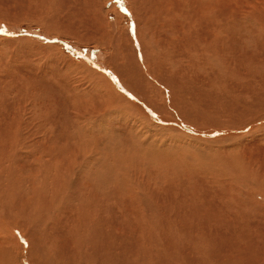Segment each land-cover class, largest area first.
I'll use <instances>...</instances> for the list:
<instances>
[{"label": "bare ground", "instance_id": "obj_1", "mask_svg": "<svg viewBox=\"0 0 264 264\" xmlns=\"http://www.w3.org/2000/svg\"><path fill=\"white\" fill-rule=\"evenodd\" d=\"M14 1H16V0H14ZM84 1H86V0H84ZM97 1L102 2V0H96V2ZM106 1H107L106 3L109 4L111 11H113L116 16H118V17H125L126 16L127 20L123 19V21L124 20L130 21L128 29H126L130 32L128 35H125V34L124 35L127 36V37H125L126 39L127 38L129 39V42L131 44L130 45L131 49H129V47H128V49H125V46L122 45L123 43L120 44V42H121L120 40H119V42H116V43H118L116 45V47L119 50L115 46H113V50L117 49L118 51H121L122 49H120V48L122 45L123 49L126 51L125 52L126 54L122 53L123 50L121 51V54L124 57V58L121 57L122 62H119V63L115 62L117 64L115 66L114 65L112 66L111 63H113V62H111L110 63L111 66L107 67L108 70H110L109 72H107V74L103 72L105 68L102 67V65L105 66V64H106L105 62H102V63L100 62L101 65L100 66L98 65V67L101 68L102 72H101V70H97L96 68L90 66L91 64L88 65L89 63L88 64L83 63L82 67H84L86 70L90 71L91 74L92 73L95 74V77H98L100 83L102 82L101 86H102V84L105 85V88L108 90L109 94L113 97V100L115 102L118 101L119 106H120V103H119L120 100L125 101V103L127 102L128 106H126L127 104H121L123 109H126V108H127V110L130 109L129 112L127 111L128 117L123 113L125 115L124 116L125 118L128 119L129 116H132V119H133V116H134V119H135V116H137V115H134V114H138V116L140 115L141 117H143V118H141L139 116L141 119L147 120V122L145 121L146 124H144L143 123L144 121L141 120L142 122H140V120H139L140 118L137 117L139 119H136V120L141 123L140 124L141 128L137 129L138 133L140 132V134L137 133V136L139 135L138 138L136 135H133L134 134L133 130L135 131V128H138L139 125L136 127H132V124H130V126L133 129V130H131V133H130V128H129V131L126 128L127 132L132 134L131 136H133V137L136 136V138H137L136 142L141 137V134H143L142 132H144V133L147 132L145 134L149 133V135H150V132H155V133L151 134L152 138L150 137V139H152L151 142H154V143H152V144H154L152 146L155 147V145L157 146V143L159 142L158 139L162 138L161 136H159V138H157L158 142L156 143V141H155L156 136L159 134L162 135V133L164 131L163 129H165V131L169 129V130H174L176 132V131H178V129L180 127L185 133H188L192 137L197 138V140L204 139L205 136H207L206 138H208V136H210L214 133L215 134L219 133V135H220V133H221L220 131H223L224 134L231 133V135L234 136V137H231V135H229V136L227 135L228 137H231L230 142H232V139L234 140V142L235 141L236 142L235 143L232 142L231 144H228L230 142H227L228 141L227 140L226 141L227 142L226 144H228V146H227L228 148H227L226 144L221 146V142H220L222 139L221 135H220V137H219V135H216V138L214 136H211V137H214L216 139V142L219 141L216 143V145L218 143H220V146L218 145V148L215 149L214 152H211L209 150L207 151V149L211 147V142L209 143L210 147L208 146V144L205 143L207 145L206 151L211 152V153L204 154L202 160H200V157H198L197 159L194 160L195 163L190 165V167H189L190 171L189 172L194 173V172H198V171L202 170L204 173L202 174L203 176L201 175L202 179L200 178L201 179L200 182L196 183V182H194V181H196L195 177L194 178L190 177V179L191 180L193 179V181H191V183L186 182V184H182L184 187H182L180 189V199L178 198L180 200V202L188 203L189 201H191L192 205H197L196 212L191 213V214L188 213L189 218L187 220H189L188 221L189 223L185 222L182 225V223L180 222L181 223L180 224V230L176 229V230L180 231V233H179L180 236L182 235L185 237L186 236L189 237V239L188 238L184 239L185 237L184 238L182 237L180 239L181 241H185V243L179 242V240L175 241L173 239V238L178 239L180 237L177 233L176 234L179 236V237L177 236L178 238L172 237V235L174 236V234H172V233H174V231H176V230H174V231L172 230V233H171V229H169L170 227L168 228L169 230H167V228L164 226H161V227H164V229L161 228L158 224V223H160L158 220L159 218L154 219L153 216H150L151 219L148 220L149 215L146 216L147 218H145L142 215V214H144L143 213L144 211H147L150 213V211L152 210V206L150 203L153 200H150L148 198L145 199L144 197L146 194L143 195V194L139 193V191L137 192L136 190L134 192H131L130 196L132 197V200L129 201L127 199L126 201H123V204H124L125 208L127 209L125 212L126 214L125 213L124 214L126 215L127 220H129L133 217L134 218H140L141 216H143L144 219L148 220L147 222H149L148 225H150V226H147V224H145V225L143 224L144 225V226L142 225L143 226V228H142L143 232H139V234H136V232H138V231H136L135 227H132L131 229L126 228L128 231L122 237L121 236L119 237L118 232H119L120 227L115 226L116 221L113 220V218H110V219L107 218L105 220L106 222H104L103 209L105 207H103L101 203H102V201L106 200L104 198V192L103 191L106 192V191H108V189L103 187V180L101 178L102 174H101L100 170L97 168V165L101 164V161L104 157L108 158V155L105 156L106 150L104 151V149H105L104 144H103L104 147L102 149H101L102 146L101 147H99V145L94 146V143H96V142H98V140H100V139L97 140L96 137H95L96 141L94 140L95 141L94 143H93L94 138L91 137L92 142H89V144H91V145L88 144L91 147L87 146V143H85L86 145L83 146L84 140L81 139L83 141V142L81 141L82 146L78 147V145H81L80 143L77 144V146L75 145L77 147L75 150H74V148L72 151L69 150V152H65V151L62 152L61 150H59L57 154H43L42 151H41L42 153L39 151L41 154H37V153L33 154V156H32L34 158L33 160L31 159V157L29 155H27V157H25V155H24L25 158H19L20 155L18 154V151H17V148L19 145L16 143V140H17V138H15L16 136L13 138L10 137L11 139L7 138L5 141L2 142V143H4L3 145L0 142V167L3 168L5 175H10V176L4 177V178H6V179L8 177L12 178L11 183L13 182L12 183L13 186H14V184H17L18 182L22 183V181H23V184L25 186L30 187L31 185H33V183L35 184L36 180H37V183L41 182L42 179H46L44 177L45 174L48 175V173L52 172V174L53 173L54 174L51 177L49 176L47 179H49V182H51L55 186H57V188L60 192V194L56 193L57 195L60 196L59 199H57L56 201L54 199L49 201L47 199V197H44L45 193H44V195L43 194L39 195L40 191L37 192L38 193L37 197H34L33 196L34 194L33 195L30 194L27 198L21 199V204L19 205V207H16V208H20V209H18L19 215L21 214L20 212H22L24 215L26 212L25 211L26 209H29V210H27V212L30 211L29 213L34 214V212L32 211V207H34V206L36 208L40 207V209L38 210V213L35 212L34 219H39L40 221L42 220L43 221L42 225H44L47 222L45 221L44 217H43V219H41V216L43 215V213L41 214V212L46 211V209H47V211L50 210V212H51V210H53L55 212L59 211V213L62 216L61 217L62 219H63V217H65V215L68 212L70 213L71 211H74L73 213H75V211H77L80 214L79 221H81L80 223H84V224H80V223L78 224V222H79L78 221L77 225L74 224L75 225L74 227H70V235L71 236H68V237H70L69 241H72L73 243L78 245V250H79L80 254L78 253L79 255L76 259H74L73 257H71V258L67 257V256H71V255L64 256L63 258H61L60 256H55L54 261H53V259L52 260L49 259L50 261L55 262V264H121L122 262H124L122 264H172V263L173 264H201L197 261V259H199L201 257L202 261L204 262L203 259H205L204 255L206 253L204 255H202L200 253L202 255L201 256V255H198L199 253L196 252V250H195L194 252L198 253L197 256L198 257L200 256V257L198 258L197 256H194L196 254L192 255V257H191V251H193L194 250L193 248H195L199 245L200 246L205 245L206 252H207L206 256L212 258L214 260L215 264H244V262L247 261L248 259H250V260L252 258L255 259V257L256 258L260 257V260L264 259V227H263V229H261V228H259L260 226L257 225L259 222V221H257L258 216H255V217H257L255 221L253 219L249 220L248 215L243 213L238 207L232 208V207H235V203H234L235 198L238 197V194L240 192H242L241 191L242 190L241 185L243 184L244 181L243 182H241V181L237 182L235 174H233V172H235V171H233V170L231 171V169H234V170L238 169V165H240L239 167L242 169L244 167H246L247 172L249 170L252 171L253 169L258 170L256 172L257 174L251 172V175L256 174L257 176L259 175L262 177L264 174V137H261L262 134H257V133H260V131H262V130H259V132H255L256 135H258V137H252V135H254L253 131H255V130L258 131V129H260V128L263 129V133H264V77L263 76L258 77L256 75H254L257 70L255 71L256 68L254 67L255 73H253L254 71H253V69H251L253 66L251 68L250 67L247 68V66L245 67L244 64L243 65L242 64H239V65L236 64L238 62L235 63L234 60L240 61V58L236 57L237 52H235V50L232 51V49L230 47L231 44L235 43V41H236L235 38L238 39L241 36V34H240L239 36L232 38V34H233L234 30L237 29L240 31L241 27L245 26V25L247 28L248 22H250L252 24L257 23L260 28L259 29L255 28V29L256 30L258 29L257 32L259 34H257V36L255 35L256 37H254L255 39H253L252 41L254 42V45H258V46L261 45L262 46V47L257 46V48L263 49L262 52H260V51L259 52L264 57V41H263V39H264V0H124L125 2L124 1L123 2L127 6L126 14L120 13L119 10L117 9L116 5L112 2V0H106ZM137 1L139 4L137 3ZM28 2L32 3L31 1H28ZM69 2H70V0H69ZM92 2L94 5L97 6V4L94 3L95 0H92ZM133 2H134V5H136V3H137L138 7L136 5V8H135V6L133 5ZM73 3H75V2L73 1ZM80 3H81V1H80ZM36 4H38V3H35V5ZM50 4H51V2H50ZM54 4H55V2H54ZM54 4H53V6H55ZM56 4L58 5V3H56ZM19 5H20V3H19ZM78 5H79V3H78ZM89 5H90V3H89ZM50 6H52V5H50ZM59 6H57V7H59ZM89 7H92V6H89ZM37 8H39V6H37ZM59 8H61V6ZM27 9H29V8H27ZM29 10L31 11V8ZM104 10H105V8H104ZM23 12H24V10H23ZM91 12L92 11H90V14L92 16L93 15L95 16V18H93L94 21L97 20L96 19L97 16L98 17L101 16V13H99V14L96 13L97 12L96 10H94L93 12L96 13L97 16ZM5 13H6V11H5ZM72 13H71V15H73L75 12L73 14ZM23 14L25 15V13H23ZM37 14H39V13H37ZM56 15H57V13H56ZM59 16H60V14H59ZM59 16L57 15L56 17H59ZM69 16H67V17L69 18ZM84 16L85 15H83V17ZM8 19H9V17H8ZM116 19H119V18L116 17ZM98 20H100V19H98ZM115 21H117V20H115ZM101 22L102 21H100V24H103V22L102 23ZM79 24H81V23H79ZM95 24H96V22H95ZM116 24L118 26H120L117 22H116ZM93 26H94V24H93ZM104 26H102L100 28L102 29ZM91 27H87V28H91ZM97 28L98 27H96L95 30H97ZM105 28H107V27H105ZM115 28H117V27H115ZM66 29H69V28L65 27V30ZM118 29H119V27H118ZM121 29H122V27L120 26L119 31ZM140 29L144 30V38L145 37H146V39H147V37L149 38L148 41H150V42L149 43L147 42V43L152 44V47H153L152 49H154V50H152V49L151 50H152V52L153 51L155 52V53L153 52L154 57L152 55V58H149L150 57L149 52L146 55V50L144 49V47L146 46L145 40L141 39V42L145 41V42H142L144 47L143 46L139 47L137 45L135 48L133 47L134 40H135V42H137V39L138 38L140 39L139 35H138V38L136 36V32L141 31ZM60 30H62V29H60ZM95 30H91V32H93V34H94L96 32ZM107 30H109V29H107ZM248 30L250 31V29H247V31ZM249 31H248V33H250ZM253 31H255V30H253ZM68 32H69V30H68ZM118 32H116L117 35L120 34V32L119 33ZM230 32H232V33H230ZM87 33H88V31H87ZM116 33L114 36L115 39L117 37ZM89 34H90V32H89ZM93 34L91 35V37L94 36L96 39L97 35L95 36V34H98V33H95L94 35ZM101 34H104V32H102ZM124 35L122 34V36H124ZM85 36L87 37L89 35H85ZM110 36L111 35H106V36L104 35V39H107V38L110 39ZM244 36H245V34H244ZM262 37H263V39H262ZM93 38H91V39H93ZM101 38H103V35H101ZM125 38L124 39L122 38V40H126ZM88 39H90V37H88ZM97 39L99 40V41L96 40V41H98V43L99 42L102 43L101 39H99V38H97ZM246 39H245V41H246ZM107 40L104 42H107ZM248 40H250V38ZM91 42L94 43L95 41H91ZM138 42L140 44V40ZM95 43H97V42H95ZM101 43H99V44H101ZM106 44H109V43H106ZM124 44H126L125 41H124ZM102 45H103V43H102ZM243 45H246V44H243ZM141 47H143V49ZM147 47H149V46H147ZM249 47H250V45H249ZM149 48H148V50L150 51ZM255 49H254V51H255ZM108 50L109 49H107V51ZM129 50L131 51V54H129V52H130ZM239 52L241 53V51H239ZM260 53H259V55H260ZM107 54H109V53H107ZM255 54H253V55H255ZM148 55H149V57H148ZM256 55H255V57H256ZM262 55H261V58H262ZM49 56H51V55H49ZM242 57H243V55H242ZM250 57H254V56L251 55ZM250 57H249V59H250ZM153 58H154V60H153ZM151 59L154 62L151 61ZM249 59L247 60V62L249 61ZM254 60H255V58H254ZM254 60L252 59V64H253V62H255L256 64H257V61L259 62V60H257V61H254ZM263 60H264V58H263ZM149 61L153 62V64L156 63L155 64L156 69H153L150 67V65L148 64ZM247 62H246V64H248ZM249 63H251V59H250ZM153 64L151 63V65H153ZM127 65H129V66H127ZM248 66H249V64H248ZM79 68H80V65H79ZM149 71L152 72L153 75ZM260 71H261V69H260ZM51 72H53V71H51ZM115 73H117V74L115 75ZM147 75L148 76L150 75L153 78H155V76L158 77L157 79H159V80L156 81L157 84H153V85H156V86L158 85L157 88L159 89V91L161 92V95L163 96V97H161L162 98L161 103L158 102V99H154V98L153 99L155 101L150 100L149 103H151V104H147L146 102H142V101H138V100H137V102L136 101L134 102V99H137V97L139 96V95L137 96V94H139V93H137V91L143 95V100H145L144 96L147 95L146 85H149L151 83L150 82L148 84L146 82L147 79L149 80ZM80 76H82V73ZM78 80H80V79H78ZM151 80H152V78H151ZM155 80H156V78H155ZM84 83H87V82H84ZM92 83L90 82V84H92ZM97 83H99V82H97ZM80 88H82V87H80ZM90 88H89V92H90ZM76 89H77V87H76ZM103 90L104 89H102V92H104ZM98 91H100V90L98 89L97 92ZM147 91H149V89ZM83 92H84V90H83ZM86 92H87V90H86ZM108 92L106 94H108ZM150 92H151V90H150ZM70 94H71V92H70ZM109 94H108V97H109ZM180 94H182V96ZM75 95L76 94H74V96ZM97 95H99V94H97ZM103 95H105V94L103 93ZM184 95L185 96L191 95L192 99L190 96V101L194 100V102H195V100H196V104L198 102L199 105L198 104L197 105L199 108L198 107L197 108L200 109L199 113L198 112H195V113L192 112L193 110L194 111L196 110L193 108L195 106L191 107L190 105H188V104H190L189 103L190 101L187 102L189 99L186 96L187 97V101H186L185 100L186 97ZM147 96L145 97L146 99L148 98ZM153 96H151V97H153ZM183 96L185 97V99ZM84 98H86V97H84ZM109 98H107V101ZM175 98H177V100ZM73 99H75V98H73ZM78 99L80 101L79 95H78ZM130 99H133L132 100L133 102ZM178 99H180L181 102ZM183 99L186 102L183 101ZM111 100L112 99L110 98L109 101H111ZM97 101H99V100H97ZM182 101H183V103H182ZM115 102H112V104H114ZM128 102H130V103H128ZM139 102H140V104H139ZM180 103L183 104L184 106H181ZM185 104L187 106H185ZM191 104L193 105L195 103L192 102ZM110 106L113 107V105H111V104H110ZM116 106H117V104H116ZM80 107H83V106H80ZM91 107H93V105H91ZM186 107H189L190 109H187ZM11 108H12V106H11ZM88 108H90V107H88ZM96 108H98V107H96ZM192 108H193V110H191ZM104 109H106V108H104ZM163 109H166V110L171 109L177 115H180V112H181V113H183V115H185L189 118L191 117L190 119L193 120V122L195 124L192 127H191V125L190 126L188 125L186 127L185 125H182L183 122L182 123L178 122V120L176 122L175 121L176 117L170 119L171 117L168 118V116L162 115L166 112V110L163 112ZM120 110L121 109H119L117 111H119L121 113L122 111H120ZM188 110H190L191 113H189ZM124 111H126V110H124ZM107 112L108 111L106 110V113ZM161 112H163V113L160 114ZM169 112H171V111H169ZM173 112H171L172 115L174 114ZM132 113H134V114H132ZM85 114H87V112ZM188 114H190V115H188ZM194 114H196L197 116H195ZM17 115H19V114H17ZM99 116H100V114H99ZM193 116H195V117H193ZM187 117H186V119H188ZM74 118H76V117L74 116ZM79 118H81V117H79ZM84 118H85V116L83 117V119ZM89 118L91 120L92 117H88L86 119H89ZM221 118L225 119L226 123H224L223 121L220 122L222 120ZM17 119H19V118H17ZM86 119H84V121H86ZM129 119L127 120V123H128V124L126 123L127 125H129V121H130ZM79 120H81V119H79ZM115 120H117V118ZM87 121L90 122V125H91V121H89V120H87ZM105 121H106V119H105ZM137 121H136V123H138ZM118 122L119 121H117V123ZM131 122L132 121H130V123ZM149 122L152 123V125H154V126L150 127L148 125ZM84 123L85 122H83V124ZM92 123H94V122H92ZM136 123L133 121V126H135L134 124H136ZM179 123H181V125H179ZM4 124H6V123L4 122ZM12 124H14V123L12 122ZM87 124H89V123H87ZM9 125H10V123H9ZM97 126H98V124H97ZM124 126L127 127L126 125H124ZM70 127H71V125H70ZM99 127H100V125H99ZM99 127H98V129H99ZM142 127H146L147 130H144ZM189 127H191V128H189ZM102 128H103V126H102ZM81 129H83V128H81ZM4 131L5 130H3V132L1 131L0 134L1 135L5 134ZM156 131H158V132L156 133ZM159 131L160 132L162 131V133H159ZM5 132L8 135L7 130ZM125 132L126 131H124L123 133H125ZM170 132H172V131H170ZM18 133H20V132H18ZM129 133H128V135H129ZM166 133H169V131L168 132L166 131ZM248 133L251 137L246 136ZM181 134H182V132H181ZM237 134L239 135V137H241L238 140H236V139L239 137H237L235 139V137H236L235 135H237ZM1 135H0V137H3ZM110 135L111 134H109V136ZM149 135L148 136L145 135L144 137L147 139L148 144L149 143L151 144V142L148 139ZM183 135H185V134H183ZM259 135H260V137H259ZM20 136H21V134H20ZM92 136H94V135L92 134ZM217 136H218V139H217ZM222 136L227 137V136H224L223 133H222ZM83 137H84V135H83ZM106 137H107V135H106ZM130 137H127V138H129V140L133 139V137L132 138H130ZM144 137L143 136L141 137V139L139 140L140 143L142 140L143 144H144V141H145L143 139ZM136 138H134V139H136ZM102 139H104V138H102ZM228 139H230V138H228ZM111 140L113 141L114 139H111ZM111 140H109V141H111ZM0 141H2V140H0ZM139 141L137 143L139 146H141L142 144L140 145ZM223 141L225 142L224 139H223ZM237 141H239V142H237ZM100 142L102 144V142H104V140L100 141ZM114 142H113V146H111L112 147L111 150L115 148ZM132 142H133V140H132ZM147 142H146V144H147ZM208 142H209V140H208ZM26 143H28V142H26ZM134 143H135V141L133 142V144ZM213 143H215V142H213ZM150 144L148 145V147L150 146ZM199 144H202V143H199ZM205 144L203 147H205ZM6 145L11 147V148H9V149H11L9 152H5L4 148H6ZM138 145L136 147H138ZM1 147L4 150H2ZM199 147L201 149L203 148L201 146H199ZM214 147H215V145H214ZM155 148H157V147H155ZM211 148H210V150H213V147H211ZM232 148H236V151L232 152L231 151ZM6 149H8V148H6ZM106 149H108V148H106ZM133 149H135V148H133ZM145 149H144V151H145ZM147 149L151 151V148H147ZM111 150L109 149L107 151H111ZM120 150H119V152H120ZM141 151H143V150H141ZM150 151H149V153H150ZM202 151L203 150H201L199 153H201ZM115 152H113V156H111L112 159L114 156L117 157L116 156L117 152H116V154H115ZM204 152H205V150H204ZM21 153L22 152H20V154ZM124 153H126V152H124ZM130 153H132V152H130ZM121 154L122 153L120 152L118 155L120 156ZM143 154L146 155L145 152ZM46 155H49V157L52 158V160H48L47 158H45ZM110 155H112V154H110ZM129 155H130L129 153L128 154L126 153V156H129ZM131 156L132 155H130V157ZM143 156L141 159H144L145 156L144 157ZM147 156H149V154H147ZM136 157H134L133 160ZM106 158H104V160ZM114 159H116V158H114ZM118 159H120V157ZM136 159H135V161L138 160V159L137 160ZM148 159H150V158H148ZM130 160H132V159H130ZM113 162H115V161H113ZM48 166L52 167V171L47 168ZM94 167H95V170L92 172ZM226 168H228L230 171H227V170L225 171ZM25 171L28 173V175L24 174ZM241 171L242 170H240V172ZM46 172H48V173H46ZM110 172H112V171H110ZM128 172H131V171H128ZM236 172H238V171L236 170ZM244 172H246V170L245 171L243 170V172H241V173L243 174ZM91 173H92V175H91ZM116 173H118V172H116ZM248 173H250V172H248ZM125 174H127V173H125ZM247 174H245V175L247 176ZM119 176H118V178H119ZM252 176H254V175H252ZM110 178H111V175H110ZM258 178H257V180H260ZM39 179H40V181H39ZM252 179H255V178L252 177ZM108 181H110V180L108 179ZM250 181H252V180L250 179ZM120 182H121L120 179L119 180L116 179L114 181H111L110 183L115 188H119V187H117V183L119 184ZM246 182H244V185ZM253 182L256 183V187H258V185H260V184H257L258 181L253 180ZM253 182H252V184H253ZM21 183L18 184V186H21L22 185ZM252 186L253 185H251V187ZM21 187H23V186H21ZM123 187L125 188V186H123ZM138 187H140V186H138ZM249 187H250V185H249ZM254 187H255V185H254ZM254 187L251 188L252 190L247 194L250 195V194L254 193L255 192ZM260 187H261V185H260ZM183 188H184V190H183ZM2 189H3L2 192H5L4 191L5 189L4 188H2ZM112 190L113 189H110L109 192ZM132 190H133V188L131 189V191ZM257 190H258V188H257ZM6 191H7V187H6ZM129 191H130V189H129ZM24 192H26V191H24ZM114 192L116 193V191H114ZM119 192H121V191H119ZM148 192H149V190H148ZM148 192H146V193H148ZM11 193L13 194V192H11ZM37 193H35V194L37 195ZM6 194H4V196H6ZM148 194H150V193H148ZM0 195L3 196V194H0ZM24 195H25V193H24ZM26 195H28V194H26ZM141 195H143L144 197H141ZM22 196H23V194H22ZM12 198H15V197H12ZM49 198H51V197H49ZM256 198H258V197H256ZM259 198H258L259 202H255L254 204L256 205L255 207H257L256 212L258 211L257 213L260 214V215L259 214H257V215H259L260 219H261L262 215H264V205H263L264 204V198H262V197H259ZM96 199L100 200V201L96 202ZM115 199H116L115 196H110L107 199V200H109L108 208L110 210H112V212L115 209V206L117 208H119L117 201H116L117 199L116 200ZM152 199H153V196H152ZM0 200H2V199H0ZM60 200H61V202H60ZM214 200L219 202V204L216 206V209L219 211V214L213 216L214 213L212 214L211 212L214 210V208L212 207V203ZM6 201H8V200H6ZM11 201H13V199ZM17 202H18V200H17ZM159 202H162V201H159ZM1 203H3V202H1ZM154 203H155V201H154ZM5 204H6V202H5ZM5 204L3 203V205H5ZM121 204H122V202H121ZM158 204L161 205L162 203H158ZM247 205H249V204H247ZM104 206H105V204H104ZM161 207L163 208V205H161ZM14 208H15V206H14ZM242 209L246 210L244 207H242ZM107 211H109V210H107ZM192 211H194V210H192ZM16 212H17V210H16ZM52 213H50V214H52ZM76 214H75V216H76ZM69 215H68V217H70ZM125 215H124V217H125ZM52 216L54 217V214H52ZM14 217L15 216H13V218ZM49 217H50V215H47V218H49ZM71 217H72V215H71ZM121 217H119V218H121ZM25 218L31 219L32 216L28 217L25 214ZM66 218H65L64 222L65 221L70 222V220H69L70 218H67L68 220H66ZM75 218H77V217H74L73 220ZM34 219L33 218L31 220L28 219L27 222L30 224L31 223L34 224L33 223ZM115 219H116V217H115ZM13 220H15V218ZM46 220H49V219H46ZM74 221H77V220H74ZM121 222H123V221H121ZM127 222L128 221H126V223ZM105 224H106V226H105ZM161 224L164 225V223H161ZM21 225H23V224L21 223ZM128 225H129V223H128ZM24 226H26V225H24ZM27 226L31 227V225H27ZM27 226H26V228H27ZM166 226H167V224H166ZM2 227H4V224ZM9 227H12V229H14L13 232H15V235H14L13 239H10V240H13L15 242L16 246H19V248L22 249L23 247H25V246H23L25 244H24V241L22 242V240L24 239L26 241L27 246H29V248H28L29 256H26L28 261H25V264H32L34 260L31 258H33L34 256H30V254H31L30 249H32V247L34 248L33 244L37 241V240L35 241V239H37L36 238L37 235L34 234V233H37V231H36L37 228L34 229L36 232L33 230L34 232L32 231L33 233L31 232L32 235H30V233L26 232L28 229L25 230L23 228V226H18L17 224L12 223L11 226H9ZM33 228H34V226L32 227V229ZM81 228L85 232L84 238L77 234L78 232H81V230H80ZM32 229L29 228V231ZM76 229L78 231H76ZM6 237H8V236H6ZM38 238H39V240L37 242V245L39 247H41V249L44 246L43 249L47 253L48 251L45 248V246L47 245L46 243L49 242L51 244V243H53V242H50L52 240L49 239L50 241L47 242L45 235L42 236L41 232H40V237H38ZM74 238L76 239V241ZM122 239H129L130 242L128 243L126 241H122ZM220 241L222 242V244H224L222 249L215 246V245H218L217 243ZM3 242H6V241H1L2 245L4 246L5 243L3 244ZM9 242H12V241H9ZM9 242H7V244ZM133 242L136 244V246L138 245L141 249H139V247L136 248V246H133V248H132L131 245ZM60 243H63V242H60ZM67 244H71V243H68V240H67ZM140 244L143 246H141ZM103 245H105V246L103 247ZM61 246H62V244H61ZM228 246H229V248H227ZM0 248H2V246H0ZM204 248H203V251L205 250ZM4 249L5 248H2L1 251ZM43 249L41 250V253H43L42 252V251H44ZM55 249H57V248H55ZM62 250L65 251L66 249H62ZM1 251H0V260H2V261H0L1 262L0 264H2V263L5 264V262H6L5 259L8 256H4V254ZM200 251H202V249L201 250L199 249V252ZM72 252L74 253L73 250H72ZM41 253H40V255H42ZM52 253H53V251H52ZM70 253L71 252H69V254ZM44 256H45V254L41 257L43 258ZM44 258L42 259L43 261H44ZM14 259H15V254H14ZM14 259L12 258L11 260H13V262H14ZM6 260L8 262H10L8 260V258ZM42 260H40L38 263L42 264ZM251 261H253V260H251ZM251 261H249V263ZM13 262H11V263L14 264ZM46 262H43V263L46 264ZM203 262H202V264H203ZM247 264H248V261H247Z\"/></svg>", "mask_w": 264, "mask_h": 264}, {"label": "rangeland", "instance_id": "obj_2", "mask_svg": "<svg viewBox=\"0 0 264 264\" xmlns=\"http://www.w3.org/2000/svg\"><path fill=\"white\" fill-rule=\"evenodd\" d=\"M0 1L1 2L3 1L2 2L3 4L0 2V9H1L0 10V133H1V131L3 132V130H5V131L7 130V133H8V135H7L6 132L4 131V133L6 135L5 134H2V135L0 134L1 136H3V137H0L1 138L0 140H2L0 142L2 143L7 138H10V137L13 138V137L16 136L15 137V138H17L16 143L19 145L18 148H17L18 154L20 155L19 158H25V157H27V155H29L31 157V159L33 160L34 158L32 156H33V154H36V153L37 154H41L43 152V154H57L59 150H61L62 152L63 151L69 152V150L72 151L73 148L75 150L77 148L76 147L77 144H79V143L81 145H78V147H81L82 146V142H83L82 140H84L83 146L86 145L85 143H87V146H89V145H91V144H89V142H92L91 137L94 138L93 139V143L96 141V139L97 140L100 139V140H98V142H96L97 144L94 143V146H96V145L97 146L99 145V147L102 146L101 149L105 146V149H104V151L106 150V152H105L106 155L105 156L108 155V158L104 157L106 159L104 160V158H103L102 161H101V164H98L97 165V168L100 170V172L102 174V177L101 178L103 180V187L106 188V189H108V191H106V192L103 191L104 192V198L106 200L104 199L105 201H102V203H101L102 206L105 207L103 209L104 222H106L105 220L107 218L108 219L113 218V220L116 221V225L115 226H119L120 227L119 228V232H118L119 233V237L120 236L122 237L128 231L126 228L131 229L132 227H135L136 231H138V232H136V234H139V232H143V229L142 228H143V226L145 224H147V226H150V225H148L149 222H147L148 220L151 219L150 216H153L154 219L155 218H157V219L159 218L158 219L159 222H160V223H158L159 226L160 227L161 226H164V227L167 228V230L171 229V233H172V230L173 231L176 230V229L180 230V224L181 223H182V225L185 222L189 223L188 222L189 220H187L189 218V214L196 212L197 205H192L191 201H189L188 203H182V202H180V200H179L180 199V189L182 187H184L182 184H186V182H190L191 183V181H193V179L191 180L190 177H192V178L195 177L196 181H194V182H196V183L200 182V180L202 179V176H203L202 174L204 172L202 170H200L198 172L192 173V172H189L190 171L189 170V167H190V165H192L193 163H195L194 162L195 159H197L198 157H200V160H202L204 154H208V153L214 152V150L218 148V145L220 146V143H218L216 145V143L219 142V141L216 142V139H215L216 138V135H219V133H216L215 135L212 134V135L208 136V138H206L207 136H205V138L203 137L204 139L197 140V138H194L191 135H189L188 133H185L181 129V127L176 132L174 130H169V129L166 130L167 132L169 131V133H166L165 129H163L164 130L163 133H162V131L161 132L159 131V133H162V135L159 134V135L156 136L155 141H156V143L158 141L159 142L157 143V146L155 145V147H157V148H155V147L152 146V145H154V144H152L154 142H151L152 139H150V137L152 138V135L151 134L152 133H155V132H150L149 131L151 136L149 135V133L148 134H145L147 132H145V133L142 132L143 134H141V137L142 136L144 137L145 135L146 136L149 135V138L148 137L147 138L149 139V141L151 142V144L149 143L150 146L148 147L149 144H148L147 139L145 137L143 139L147 142V144H146L145 141H144V144H143V141L142 140H141V143H140V141H139L141 139V137H140L138 139V141H139V144L140 145L142 144V145L139 146L138 143H137L138 141L136 142V140H137V138L139 136V135L137 136V133H138V130L137 129L141 128L140 127L141 126L140 125L141 124L140 122H142L141 120H143V119H141V118H143V117H141L139 115L141 117L140 118L138 116V114L132 113V114L137 115V116H135V119H134V116H133V119H132V116H129V118L130 117L131 118L130 119L128 118V119L130 121H132V122L130 123V121H129V125H127L128 124L127 123V120L128 119L125 118L124 116L126 115L128 117L127 111L129 112L130 109L129 110H127V108L126 109H123V107L121 105V104H127V102L125 103V101H121L120 100L119 101L120 106H119L118 105V101L115 102L113 100V97L109 94L108 90L105 88V85L102 84V86H101V83L102 82L100 83L98 77H95V74H93V73L91 74L90 71H88L84 67H82L83 63L84 64L85 63L86 64L89 63L88 65L91 64L90 66L96 68L97 70H101V68L98 67V65L99 66L101 65L100 62L101 63L102 62H105L106 63V64L104 63L105 66L102 65V67L105 68L103 72L107 74V72L110 71V70H108L107 67H110L111 65L112 66L113 65L115 66V65H117L116 64L117 62L118 63L119 62H122V58L121 57H123V55L121 54V51L123 50L122 53H125L126 52L123 49V46L122 45L125 46V49H128V47H129V49H131V46H130L131 44L129 42V39L128 38L127 39L125 38V37H127L125 35H128L129 32H130V31L126 30V29H128V26L130 24V21H125V20H127L126 19L127 17L126 16L125 17H118V16H116L115 13L113 11H111V9L109 7V4L106 3L107 2L106 0H102V2L101 1L100 2H98V1L96 2V0H95L94 3L97 4V6L93 4L92 0H86L87 2L84 1V0H79V1L78 0H73L75 3H73L72 0H70V2H69V0H48V1L47 0H43V1L42 0H37V1L36 0H34V1L33 0H16V1H14V0H0ZM28 1H31L32 3L28 2ZM53 1L55 2V4H54ZM80 1H81V3H80ZM123 1L124 0H112V2L116 5V7L119 10V12L122 13V14L123 13L126 14V12H127V6L124 3L125 1L124 2ZM50 2H51V4H50ZM19 3H20V5H19ZM35 3H38V4L35 5ZM56 3H58V5ZM78 3H79V5H78ZM89 3H90V5H89ZM137 3H138V1H137ZM137 3H136V5L138 7V4L139 3L138 4ZM49 4L52 5V6H50ZM53 4L56 7L53 6ZM59 5L61 6V8H59L60 7ZM133 5H134V2H133ZM136 5H134L135 8H136ZM37 6H39V8H37ZM57 6H59V7H57ZM89 6H92V7H89ZM27 8H29V9L31 8V11L29 9H27ZM104 8H105V10H104ZM23 10H24V12H23ZM94 10H96L97 11L96 13H98V14L101 13V16L98 17L96 15V13L93 12ZM5 11H6V13H5ZM90 11H92L91 13H94L97 16L96 17L97 20L100 19V20H98L99 22L97 20L94 21L93 18H95V16L94 15L92 16L90 14ZM72 12L73 13L75 12V13L73 14ZM23 13H25V15ZM37 13H39V14H37ZM56 13H57L58 16L60 14V16L59 17H56L57 16ZM71 13L74 16L71 15ZM65 14L67 16L70 15L69 18ZM83 15H85V16L83 17ZM8 17H9V19H8ZM116 17L119 18V19H116ZM123 19H125V20L123 21ZM115 20H117V21H115ZM100 21H102L103 24H100ZM95 22H96V24H95ZM116 22L122 27V29H121L122 31L121 30L119 31L120 26H118L116 24ZM79 23H81V24H79ZM93 24H94V26H93ZM254 24L255 23L252 24V23L248 22L247 23V25H248L247 28H246V25H245V26H242L241 27L240 31L237 30V29L234 30V32L232 34V38H235V37L239 36L240 34H241V36L238 39L235 38V40H236L235 43L234 44H231L230 47H231L232 51L235 50V52H237L236 57L237 58H240V61L234 60L235 63L238 62L236 64H238V65L239 64H242V65L244 64L245 67L247 66V68H249V67L251 68L253 66L251 69H253V71H254V67H255L256 68L255 71L256 70L258 71V72L256 71V73L254 71L253 72V73H255L254 75H256L258 77L259 76H263L264 77V63H263L264 62V60H263L264 57L260 53V52H262L263 49H258L257 48L258 45H254V42L252 41L253 39H255L254 37H256L257 34H259L257 31H258V29L260 27H259V25L257 23L256 24L258 26L256 24L255 25ZM102 26H104V27L101 29L100 27H102ZM65 27H68L69 29H66L65 30ZM87 27H91V28H87ZM96 27H98L99 29L97 28V30H95ZM105 27H107V28H105ZM115 27H117V28H115ZM118 27H119V29H118ZM59 28L62 29V30H60ZM255 28H258V29L256 30ZM107 29H109V30H107ZM116 29L120 32V34L117 35L116 32H118V31ZM142 29H140L141 31H137L138 33L136 32L137 38H138V35H139L140 39L138 38L137 39V42H135V40L133 39L134 40V43L132 42L133 43V47L135 48L136 45L139 46V47L140 46H143V43L142 42H145L146 41V43H145L146 46L145 47L143 46V47L146 50V55L149 52L150 53V57H149V55H148V57L149 58H152V55L154 57V53H155L154 51H153L154 53L152 52V50H154V49H152L153 48L152 47V44H148L150 42V41H148L149 38L148 37H147V39H146V37L144 38V30H142ZM247 29H250V31L248 30L250 33H248ZM68 30H69L70 33L68 32ZM86 30L88 31V33H87ZM91 30H95L96 32L95 31L94 32L95 33H98V34H95V33L94 34H95V36L97 35V38H99V39L102 40L103 45H102L101 42H99L101 44L98 43L99 40L97 38L95 39L94 36L91 37V35L93 34V32H91ZM253 30H255L256 32L253 31ZM89 32H90V34H89ZM102 32H104V34H101ZM115 33L117 35V37H116L117 40L114 37L115 36ZM230 33H232V32H230ZM122 34L123 35L125 34V35L122 36ZM244 34H245V36H244ZM85 35H89V36L86 37ZM101 35H103V38H101ZM104 35L105 36L106 35H111L110 36V39L107 38L109 41L107 39H104ZM88 37H90V39H88ZM91 38H93V39H91ZM122 38L123 39L125 38L126 40H122ZM249 38H250V40H248ZM141 39H143L145 41H142L141 42ZM245 39H246V41H245ZM262 39H263V37H262ZM96 40H98V41H96ZM106 40H107V42H104ZM119 40L121 41L120 44L123 43L121 45V48H120V49H122L121 51H118L119 49L116 47V45L118 44L116 42H119ZM139 40H140V44L138 42ZM91 41H95L97 43H95V42L93 43ZM124 41H125L126 44H124ZM263 41H264V39H263ZM106 43H109V44H106ZM243 44H246V45H243ZM249 45H250V47H249ZM113 46H115L118 50L117 49H114L113 50ZM147 46H149L150 48L147 47ZM143 47H141V48L143 49ZM258 47H262V46L259 45ZM106 48L109 49V50L107 51ZM148 48L150 49V51L153 54L148 50ZM254 49H255V51H254ZM239 51H241V53ZM107 53H109V54H107ZM259 53H260V55H259ZM129 54H131V51L129 52ZM253 54H255L256 57ZM49 55H51V56H49ZM108 55L109 56L111 55V56L109 57ZM242 55H243V57H242ZM251 55L254 56V57H250ZM261 55H262V58H261ZM249 57L251 59V63H249L250 62ZM254 58H255V60H254ZM248 59H249V61L247 62ZM252 59L254 61L259 60V62L257 61V64L255 62H253V64H252ZM153 60H154V58H153ZM153 60L151 59V61H153ZM151 61H149L148 64L150 65L151 68L156 69V66H155L156 63L153 64L154 61L153 62H151ZM111 62H113V63H111ZM246 62L249 64V66H248V64H246ZM110 63H111V65H110ZM151 63L153 65H151ZM79 65H80V68H79ZM127 66H129V65H127ZM260 69H261V71H260ZM51 71H53V72H51ZM101 72H102V70H101ZM81 73H82V76H80ZM150 73H152V72H150ZM116 74L117 73H115V75ZM152 75H153V73H152ZM149 76H148L149 80L148 79H147L148 81L146 80V82L148 84L151 82L149 85H146V93L148 95V96L147 95L146 96L148 97L147 99L149 101L145 98L146 96H144V99L145 100H143V95L140 94V92L137 91V93H139V94H137V93L136 94H137V96L138 95L139 96L137 97V99H134V102L135 101L137 102V100H138V101L146 102L147 104H151V103H149L150 100H154V99H158V102H160V103L162 102V98L161 97H163V96L161 95V92L157 88L158 85L157 86L156 85H153V84H157L156 81H158L159 79H157L158 77L155 76V75L154 76H155L156 80H155V78H153L151 76L149 77ZM151 78H152L153 81L151 80ZM78 79H80V80H78ZM83 81L84 82H87L88 84L87 83H84ZM90 82L91 83L93 82V83L90 84ZM97 82H99V83H97ZM76 87H77V89H76ZM80 87H82V88H80ZM89 88H90V92H89ZM147 88L149 89V91H147L148 90ZM98 89L101 92L100 91L97 92ZM102 89H104L103 90L104 92H102ZM83 90H84V92H83ZM86 90H87L88 93L86 92ZM150 90H151V92H150ZM70 92H71V94H70ZM107 92L109 94V97L113 101L112 100L109 101L110 98L108 97V94H106ZM103 93L105 95H103ZM74 94H76L75 95L76 97L74 96ZM97 94H99L100 96L97 95ZM78 95H79L80 101L78 99ZM180 95L182 96V94H180ZM151 96H153V97H151ZM186 96L189 99L188 101H187V97ZM186 96H185L186 99H185V97H184V99L187 102H189L191 95H186ZM84 97H86V98H84ZM73 98H75V99H73ZM107 98H109L108 101H107ZM175 99L177 100V98H175ZM180 99H178V100H180ZM184 99H183V101H185ZM191 99H192V96H191ZM97 100H99V101H97ZM130 100L132 101L133 99H130ZM183 101H182V103H183ZM112 102H115L118 107L116 106L115 103H114L115 105L112 104ZM130 102H128V103H130ZM180 102H181V100H180ZM192 102L196 104V100H195V102H194V100L193 101H190L189 102L190 104H188L191 107L195 106L193 108L196 109V110L194 111L193 108H192L191 109V110H193L192 112L193 113H195V112H198L199 113L200 109H198L199 108L198 107V105H199L198 102H197L198 105L197 104L196 105L195 104L192 105L191 104ZM90 104L93 105V107H91ZM110 104L113 105V107H111ZM139 104H140V102H139ZM186 104H185V106H187ZM180 105L181 106H184L181 103H180ZM11 106H12V108H11ZM80 106H83V107H80ZM126 106H128V104ZM88 107H90V108H88ZM96 107H98V108H96ZM189 107H186V108L187 109H190ZM104 108H106V109H104ZM119 109H121L120 110V111H122L121 113L119 111H117ZM106 110L108 111L107 112L108 114L106 113ZM124 110H126V111H124ZM165 110L166 109H163V112ZM169 111L173 112L171 109H167L164 114H162L163 112H161L160 114H162L164 116H168V118L171 117L170 119L176 117L175 118V121L177 122V120H178V122H181V123L183 122L182 125H185L186 127L188 125L189 126L191 125V127H192L195 124L193 122V120L190 119L191 117L189 118V117L183 115V113H181V112H180V115H177L174 112H173L174 114L172 115V113L169 112ZM188 111H189V113H191L190 110H188ZM86 112H87V114H85ZM98 113L100 114L101 117L99 116ZM17 114H19V115H17ZM188 115H190V114H188ZM194 115L197 116L196 114H194ZM74 116L76 118H74ZM78 116L81 117V118H79ZM84 116H85L84 119H86L88 117H92V118H91V120L89 118V119H86V121H84V119H83ZM195 116H193V117H195ZM137 117H139L140 119L137 118ZM186 117L188 119H186ZM17 118H19V119H17ZM116 118H117V120H115ZM79 119H81V120H79ZM105 119H106V121H105ZM136 119H139L140 122L137 121ZM221 119L222 120L220 122L223 121L224 123H226L225 119H223V118H221ZM87 120L91 121V125H90V122H88ZM117 121H119V122L117 123ZM133 121L135 123L137 121L138 123L134 124L135 126H133ZM143 121H144L143 123L146 124L147 120H143ZM4 122L6 124H4ZM12 122L14 124H12ZM83 122H85V123L83 124ZM92 122H94L95 124L92 123ZM9 123H10V125H9ZM87 123H89V124H87ZM122 123L123 124L125 123L124 125H126L127 127H125ZM181 123H179V125H181ZM97 124H98V126H97ZM130 124H132V127H136L138 125H139V127L138 128H135V131H134L132 129V127L130 126ZM70 125H71V127H70ZM99 125H100V127H99ZM148 125L150 127L154 126L150 122L148 123ZM102 126H103V128H102ZM98 127H99L100 130L98 129ZM191 127H189V128H191ZM81 128H83V129H81ZM126 128L128 129V131H129V128H130V133H131V130H133V132H134L133 135H136L137 138H136V136H134V137L131 136L132 134H130L129 132H127V129ZM142 128L144 130H147L146 127H142ZM123 130L126 131V132L123 133L124 132ZM259 130H262V131H260V133H257V134H262L261 137H264V135H263L264 133H263V129L262 128L258 129V131L257 130L253 131V134L254 135H252L250 133L252 135V137H258V135H256L255 132H259ZM170 131H172V132H170ZM18 132H20V133H18ZM157 132L158 131H156V133ZM181 132H182V134H181ZM220 132H221L220 135H221V138H222V139L220 138L221 139V141H220L221 142V146L225 145L227 142H230L231 141V137H234V136L231 135V133L224 134L223 131H220ZM128 133H129V135H128ZM222 133H223L224 136L231 135V137H228V136L227 137H223L222 136ZM20 134H21V136H20ZM82 134L84 135V137H83ZM92 134L94 136H92ZM109 134H111V135L109 136ZM138 134H140V132ZM183 134H185V135H183ZM106 135H107V137H106ZM220 135H219V137H220ZM237 135H235L236 136L235 139L237 137H239V135L238 136ZM159 136H161L162 138H159ZM211 136H214L215 138L214 137H211ZM246 136H250L249 133ZM95 137H96V139H95ZM127 137H130V138L133 137V139L129 140V138H127ZM259 137H260V135H259ZM102 138H104V139H102ZM134 138H136V139H134ZM157 138H159L158 141H157ZM228 138H230V139H228ZM240 138L241 137L237 138L236 140H238ZM111 139H114V140L112 141ZM217 139H218V136H217ZM223 139L225 140V142L223 141ZM103 140H104V142H102V144H101L100 141H103ZM109 140H111V141H109ZM132 140H133V142L135 141L134 144H133ZM208 140H209V142H208ZM26 142H28V143H26ZM113 142H114V145H115L114 147L115 148L111 150V148H112L111 146H113ZM210 142H211V147H213V150H210V148H211L209 146L210 145L209 144ZM213 142H215V143H213ZM232 142L235 143L236 141L234 142V140L232 139ZM232 142H230L228 144H231ZM237 142H239V141H237ZM199 143H202V144H199ZM205 143L208 144V146L210 147V148L207 149V151L209 150L211 152H207L206 151L207 145ZM3 144L4 143H2V145ZM103 144H104V146H103ZM204 144H205V147H203ZM228 144H226V147L228 146ZM137 145H138V147H136ZM214 145H215V147H214ZM199 146L203 147L204 149L203 148L201 149ZM89 147H91V146H89ZM6 148H8V149H6ZM6 148H4L5 149V152H9L11 150V149H9V148H11L10 146H7L6 145ZM106 148H108V149H106ZM133 148H135L137 151L135 149H133ZM147 148H151V151L148 150ZM1 149L4 150L2 147H1ZM109 149L111 151H107ZM144 149H145V151H144ZM119 150L122 153L120 156L118 155L120 153ZM141 150H143V151H141ZM201 150H203V151L201 153H199ZM204 150H205V152H204ZM39 151L40 152L42 151V152L40 153ZM115 151L117 152V154H116ZM129 151L132 152V153H130ZM149 151H150V153H149ZM231 151L232 152L233 151H236V148H232ZM20 152H22V153L24 152V153L23 154L22 153L20 154ZM113 152H115V154H116L117 157L114 156L113 159H112L111 156H113ZM124 152H126L127 154L129 153L133 157L132 156L130 157V155L129 156H126V153H124ZM144 152L146 153V155L143 154ZM110 154H112V155H110ZM147 154H149L150 157L147 156ZM24 155H25V157H24ZM142 156L144 157V159H141ZM119 157H120V159H118ZM134 157H136L137 159L139 157L140 158L138 160L135 158L137 160V161H135V159L133 160ZM45 158H47L48 160H52V158H50L49 155H46ZM114 158H116V159H114ZM148 158H150V159H148ZM130 159H132V160H130ZM113 161H115V162H113ZM239 166L240 165H238V169H236L238 172H236V170H234V169H231V171L233 170V171L236 172V173L233 172V174H235V177H236L237 182H239V181H241V182H243V181L246 182L247 181V182L245 183V185H244V182L241 185V187H242V190L241 191L242 192H240L241 194L239 193L238 194V197L235 198V202H234L235 203V207H232V208H237L238 207L243 213H245L246 215H248L249 220H252L253 219L255 221L256 218H257L255 216H258V219L259 220L257 219V221H259V222H258L257 225L260 226L259 228L263 229V227H264V215L261 214L262 217L260 219V216H259L260 214L257 213L258 211L256 212V208L257 207H255L256 205L254 203L255 202H259L258 201V198L259 197L264 198V174H263L262 177L259 176V175L257 176L256 175L257 174L256 172L258 171L257 169H253L254 171L253 170L252 171L249 170L248 172H250V173H248L246 167H244L245 169L244 168L242 169ZM47 168L52 171V167L51 166H48ZM94 170H95V167L92 170V172ZM226 170L227 171H230L228 168H226L225 171ZM240 170H242L241 172H243V170L244 171L246 170V172L248 174L246 172H244V173L247 174V176L243 173L245 175L244 176L240 172ZM110 171H112V172H110ZM128 171H131V172H128ZM48 172H46V173H48ZM116 172H118V173H116ZM251 172L256 173V174H252V175H254V176H252L251 175ZM125 173H127V174H125ZM24 174L25 175L26 174L28 175V173L26 171L24 172ZM53 174H52V172H50V173H48V175L45 174L44 177L47 179L49 176L51 177ZM91 175H92V173H91ZM110 175H111V178H110ZM7 176H10V175H5V172H4L3 168L0 167V186H1L0 187V194H3V196L0 195V199H2V200H0V204H1L0 207L3 205V203L5 204V202H6V204L3 205L0 208V229H1L0 230V238H1L0 240L1 241H6V242H3V244L5 243L4 244L5 247L2 245V243L0 241V246H2V248H5L2 251H1L2 248H0V251L4 254V256H8V257H6V259L8 258V260L10 261V262H8L5 259V261H6L5 264H12L11 262H13V260H11V259L12 258L14 259V254H15V259H14V262H13L14 264H23V263L25 264V261H28V259H27L26 256H29V251H28L29 246H27V243H26V241L24 239L22 240V242L24 241V244L25 245H23V246H25V247H23L22 249H20L19 246H16L15 245V242L13 240H10V239H13V237L15 235V232H13L14 229H12V227H9V226H11L12 223L13 224L14 223L17 224L18 226H23V228L25 230L28 229L26 232L27 233H30V235H32V233L35 231L34 229L37 228L36 231H37L38 234L37 233H34V234L37 235V237H36L37 239H35V241L36 240L37 241L33 244L34 248L32 247V249H30L31 250L30 251L31 252L30 256H34L33 258H31V259L34 260V261L32 260L33 261L32 264H39L38 262L40 260H42L45 256L46 257L44 258V261L42 260V264H45L43 262H46V261L48 262V263L46 262V264H50V263L51 264H55V262H52V261L49 260V259H51V260L53 259V261H54V259H55L54 257L55 256H60L61 258H63L64 256L71 255V256H67V257H70V258L73 257L74 259H76L78 257V255L80 254L79 253V250H78V245H76L72 241H69V238L70 237H68V236H71L70 235V227H74L75 225H77V222L80 219V214L77 211H75V213H73L74 211H71L72 213L71 212L70 213L68 212L70 215L67 213L66 214L67 216L65 215V217H63V219H62L61 218L62 216L59 213V211H56L55 212V211L51 210V212H50V210L47 211V209H46V211H44L45 213L44 212H41V214L43 213V215L41 216V219H43V217H44L45 221L47 222V223L44 224L45 225L44 226V225H42L43 224V221L42 220L40 221L39 219H34V216H35L34 214H35V212L38 213V210L40 209V207H38V208H36L35 206L32 207V211L34 212V214L33 213L32 214L29 213L30 211L27 212V210H29V209H26L25 210L27 212V213L25 212L26 216H28V217H31L32 216V218L34 219V222H33L34 224L28 223L27 222L28 219L31 220L32 218L31 219L30 218H25V214L23 215L22 212H20L21 214L19 215L18 209H20V208H16V207H19V205L21 204V199L27 198L30 194L31 195L34 194L33 196L34 197H37L38 196V193L37 192H39V191H40L39 192V195L40 194H43L44 195V193H45V196L44 197H47V199L49 201H51L52 199H54L56 201L60 197L59 195L56 194V193H59L60 194L57 186H55L53 183L49 182V179H47V180L46 179H42V181L41 182H38V183H37V180H36L35 181V184L36 183L37 184L35 185L33 183V185H31L30 187L25 186L23 184V181H22V183L20 182L22 184L21 186H23V187L18 186V184H20L19 182L17 184H14V186H13V184H12L13 182L11 183L12 178H9V177L7 179L4 178V177H7ZM118 176H119V178H118ZM252 177H254L255 179H252ZM257 178L260 179V180H257ZM108 179L110 181H108ZM116 179H118V180L120 179L121 180V182L119 184L117 183V187H119V188H115L110 183L111 181H114ZM250 179L252 181H250ZM253 180L254 181H258L257 184H260L261 187H260V185H258V187H256V183L253 182ZM39 181H40V179H39ZM252 182H253V184H252ZM249 185H250V187H249ZM251 185H253V186L251 187ZM254 185H255V187H254ZM123 186H125V188ZM138 186H140V187H138ZM6 187H7V191H6ZM253 187H254L255 192L252 193V194H250L251 195L250 196L247 193H249L252 190L251 188H253ZM2 188L5 189L4 190L5 192H2L3 191ZM132 188H133V190L131 191ZM257 188H258V190H257ZM110 189H113V190L109 192ZM129 189H130V191H129ZM118 190L121 191V192H119ZM135 190L137 192L139 191V193H141L143 195L146 194L145 197L143 195H141V197H144L145 199L148 198L150 200H153L152 201L153 203L152 202L150 203L151 206H152V210L150 211V213L147 212V211H144L143 212L144 214H142L145 218H147L146 216L149 215L148 216V220L147 219H144L143 216H141L140 218H134L133 217V218H131L129 220L126 219V215H125L126 213L125 212H126L127 209L125 208V206L123 204V201H126L127 199L129 201L132 200V197L130 195H131V192H134ZM148 190H149V192H148ZM183 190H184V188H183ZM24 191H26L27 193L24 192ZM114 191H116V193ZM11 192H13V194ZM146 192H148L150 194H148ZM24 193H25V195H24ZM35 193H37V195ZM4 194H6V196H4ZM22 194H23V196H22ZM26 194H28V195H26ZM151 195L153 196V199H152V196ZM110 196H115V198L117 199V200L116 199L115 200L117 201V204L119 206V208H117L114 205L115 206V209L113 210V212H112V210H110L108 208V202H109V200H107V199ZM12 197H15V198H12ZM49 197H51V198H49ZM256 197H258V198H256ZM12 199H13V201H11ZM118 199L119 200L121 199L120 201L122 202V204H121V202ZM6 200H8V201H6ZM17 200H18V202L19 201L20 202L18 203ZM99 201L100 200H97L96 199V202H99ZM154 201H155L156 204L154 203ZM159 201H162V202H159ZM1 202H3V203H1ZM60 202H61V200H60ZM157 202L158 203H162L161 205H163V208ZM104 204H105V206H104ZM218 204H219V202L218 201H215V200L212 203V207L214 208V210L211 213L212 214L214 213L213 216L219 214V211L216 209V206ZM247 204H249V205H247ZM14 206H15V208H14ZM242 207H244L246 210H243ZM16 210H17V212H16ZM107 210H109V211H107ZM192 210H194V211H192ZM49 212L50 213L53 212L52 214H54V217ZM75 214H76V216H75ZM257 214H259V215H257ZM47 215H50V217L47 218ZM68 215L70 217H68ZM71 215H72V217H71ZM124 215H125V217H124ZM13 216H15L14 217L15 220H13L14 219ZM66 217L67 218H70L69 219L70 222L68 221L69 223L67 221L64 222V220H65ZM74 217H77V218L74 219V220H77V221H74L73 220ZM115 217H116V219H115ZM119 217H121V218H119ZM67 218H66V220H68ZM46 219H49V220H46ZM121 221H123V222H121ZM126 221H128V222L126 223ZM80 222L81 221H79L78 224ZM21 223L23 225H21ZM128 223H129V225H128ZM161 223H164V225H162ZM3 224H4V227H2ZM80 224H84V223H80ZM166 224H167V226H166ZM24 225H26V226L27 225H31V227L30 226H27V228H26V226H24ZM33 226H34V228L32 229ZM105 226H106V224H105ZM164 227H161V228L164 229ZM29 228L32 229V230L29 231ZM80 230H81V232H78L77 234L84 238L85 237V232L82 230V228ZM178 230H176V231H174V233H172V234H174V236L172 235V237H177L178 235L180 236V234H179L180 231H178ZM76 231H78V230L76 229ZM40 232H41L42 236L45 235L47 242L50 241V240H52L50 242H53L51 244L48 242L49 244L46 243L47 245L45 246L46 250L49 252V253L47 252L49 255L43 249L44 246L42 247V249L44 251H42L43 253H41V250L42 249H41V247H39L37 245V242L39 240L38 237H40ZM6 236H8V237H6ZM182 237L184 238L185 236H182L181 235L178 239H175V238H173V239L175 241L179 240V242L185 243V241H181L180 240ZM187 238L189 239V237H187V236L184 239H187ZM67 240H68V243H71V244H67ZM9 241H12L13 243L12 242H9ZM75 241H76V239H75ZM122 241H126L128 243L130 242L129 239H122ZM7 242H9L10 244L9 243L7 244ZM60 242H63V243H60ZM61 244H62V246H61ZM217 244L218 245H215L216 247L221 248V249L223 248V245L224 244H222L221 241L218 242ZM104 246L105 245H103V247ZM133 246H136V244L134 242L132 243L131 247L133 248ZM141 246H143V245H141ZM54 247L57 248V249H55ZM138 247L139 246L137 245L136 248H138ZM204 247H205V245L204 246L203 245H201V246L199 245V246L195 247L196 249L193 248L194 250L191 251V257L194 254H196L194 256H197L198 253H199L198 255H201V254L204 255L206 253L204 255L205 259H203L204 262L202 261V259H201L200 256H199L200 258L197 256L199 258V259H197V261L199 263H201V264H202V262H203V264H215V262H214V260L212 258L206 256L207 255L206 247L205 248ZM198 248L200 250L202 249V251L199 252V249ZM203 248L205 249L204 250L205 252L203 251ZM227 248H229V246ZM62 249H66V250L64 251ZM139 249H141V248L139 247ZM72 250L74 251V253L72 252ZM195 250L198 253L194 252ZM52 251H53V253H52ZM69 252H71L72 254L71 253L69 254ZM40 253L42 255H40ZM44 254H45V256L42 258L41 256H43ZM251 260H253V261H251ZM251 260L250 259L247 260L248 261V264H264V262H263L264 259L260 260V257H257V258L255 257V259L252 258ZM0 261H2V260H0ZM247 261H245L246 263L244 262V264H247ZM249 261H251V262L249 263ZM122 263H124V262H122Z\"/></svg>", "mask_w": 264, "mask_h": 264}, {"label": "snow or ice", "instance_id": "obj_3", "mask_svg": "<svg viewBox=\"0 0 264 264\" xmlns=\"http://www.w3.org/2000/svg\"><path fill=\"white\" fill-rule=\"evenodd\" d=\"M214 135H215V133H214Z\"/></svg>", "mask_w": 264, "mask_h": 264}]
</instances>
